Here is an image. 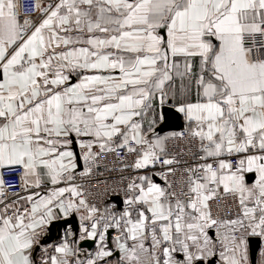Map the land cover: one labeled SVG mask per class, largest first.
Wrapping results in <instances>:
<instances>
[{
    "label": "snow or ice",
    "instance_id": "6c2138e0",
    "mask_svg": "<svg viewBox=\"0 0 264 264\" xmlns=\"http://www.w3.org/2000/svg\"><path fill=\"white\" fill-rule=\"evenodd\" d=\"M32 7L0 0V264H264V0ZM166 104L184 131L159 134ZM76 215L94 251L46 244Z\"/></svg>",
    "mask_w": 264,
    "mask_h": 264
},
{
    "label": "water",
    "instance_id": "95a60500",
    "mask_svg": "<svg viewBox=\"0 0 264 264\" xmlns=\"http://www.w3.org/2000/svg\"><path fill=\"white\" fill-rule=\"evenodd\" d=\"M163 115L164 121L163 123L157 128L159 134L169 133V132H179L184 130L183 129V122L182 116L177 113L171 107H164L163 108ZM157 182H159L157 180ZM122 207V205H121ZM77 217H69L65 220H58L51 224L50 228L48 229V235L45 238L46 244H55L59 240L63 238V232L69 227H71L72 232L75 234V237L78 238L80 233V227ZM113 234V233H112ZM82 249H87L89 251L94 250V243L92 241H83L80 244ZM252 249V258L257 261L258 254L260 251V243L258 240L254 239L251 244ZM117 258V257H116Z\"/></svg>",
    "mask_w": 264,
    "mask_h": 264
},
{
    "label": "built area",
    "instance_id": "2783aa9c",
    "mask_svg": "<svg viewBox=\"0 0 264 264\" xmlns=\"http://www.w3.org/2000/svg\"><path fill=\"white\" fill-rule=\"evenodd\" d=\"M22 4H23L22 11L24 14L27 15V14L33 13V11H34L33 7H32L33 0H22ZM258 40H259V38H258ZM182 131H184V130H182ZM182 131H180V132H182ZM170 146L173 147V151H179L180 148L183 147V142L178 141V140H173L170 142ZM106 163H107L109 169H112L113 157H111V156L107 157ZM119 167H121V165L116 164L117 170L119 169ZM158 167L159 166H157V169H158ZM82 170H83V165H82L81 170H79V171H82ZM99 171L103 173L102 176H100L99 178H97V177L85 178L84 182H85L86 188H89L92 190L93 195L91 198H92L93 202L97 203L98 206L103 208L105 205V202L110 201V197L104 195V193H103L104 185L99 184L97 182V179L106 180L109 185H115L119 181V175H118V171L105 172L103 169V166H101L99 168ZM4 176H5V184L6 185H17V187L10 188L9 189L10 192L20 191V188L18 187V185L20 184V180L17 178V175L15 173L9 174V173L5 172ZM77 182H80V181L78 180ZM227 214L231 215V212H228Z\"/></svg>",
    "mask_w": 264,
    "mask_h": 264
},
{
    "label": "crops",
    "instance_id": "0c3cea01",
    "mask_svg": "<svg viewBox=\"0 0 264 264\" xmlns=\"http://www.w3.org/2000/svg\"><path fill=\"white\" fill-rule=\"evenodd\" d=\"M164 107H171V108H173V109L175 110V108H174L171 104H166ZM164 107H163V108H164ZM163 108H162V109H159V113H160V115L163 117V119H158V120H157V124L155 125L156 129H157V128L163 123V121H164ZM179 114H180V113H179ZM180 115L182 116L183 129L185 130V121H184L183 115H182V114H180ZM179 132H180V131H179ZM171 133H178V132H169V133H164V134H160V135H170ZM82 165H83V161L80 160V161H79L78 171L81 170ZM154 179H156V181L158 180L159 182H161V181L159 180L158 177H154ZM76 217H77V219H78V222L80 223L79 215H76ZM68 218H69V217H68ZM68 218H67V219H68ZM61 220H65V219L62 218ZM56 221H58V220H55V221H53L52 223H54V222H56ZM52 223H51V224H52ZM51 224L48 225V229L50 228ZM79 226H80V224H79ZM69 230H70L71 233H72V234L68 237L69 240H75L77 246L80 247V244H81L83 241H80L78 238L75 237V234L72 232L71 227H69V226H68V228L63 232V238H62L61 240H59L57 243H55V244L60 243V242L64 239L66 232H68ZM79 234H80V233H79ZM47 235H48V230H47V232H46V236H47ZM112 235H115V232H113ZM78 237H79V236H78ZM55 244H49V245H55ZM82 250H83V251H86V252H92V251L95 250V247H94V250H92V251H89V250H87V249H82ZM259 255H260V251H259V254H258V259H257V261L259 260ZM117 258H118V257H117ZM117 258L114 257L113 259H117Z\"/></svg>",
    "mask_w": 264,
    "mask_h": 264
}]
</instances>
